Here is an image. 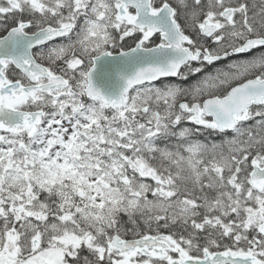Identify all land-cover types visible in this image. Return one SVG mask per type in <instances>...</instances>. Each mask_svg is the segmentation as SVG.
Segmentation results:
<instances>
[{"label":"snow or ice","instance_id":"1","mask_svg":"<svg viewBox=\"0 0 264 264\" xmlns=\"http://www.w3.org/2000/svg\"><path fill=\"white\" fill-rule=\"evenodd\" d=\"M0 264H264V0H0Z\"/></svg>","mask_w":264,"mask_h":264}]
</instances>
